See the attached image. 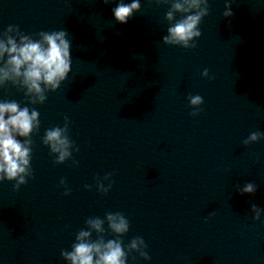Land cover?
Segmentation results:
<instances>
[{"label": "clouds", "instance_id": "1", "mask_svg": "<svg viewBox=\"0 0 264 264\" xmlns=\"http://www.w3.org/2000/svg\"><path fill=\"white\" fill-rule=\"evenodd\" d=\"M110 3L111 0H104ZM156 5L166 4L168 10L164 19L168 22L167 35L162 37L163 44L180 46L184 49H194L195 43L202 33L200 24L209 14L208 0H152ZM141 11L140 0H119L112 9L114 19L120 24H126L129 19ZM224 18L233 16L231 2L225 3L222 13ZM179 16V18H177ZM71 41L67 31H40L33 35L25 34L19 25H8L0 33V88L8 85L23 91L27 104L22 106L16 100H0V182H14V190H19L29 178L33 177L31 160L33 154L32 135L38 133L41 127L40 113L35 107L47 100L49 92L57 91L71 72ZM209 77L208 69L201 73ZM189 106L193 109L192 116L201 111L203 98L200 95H189ZM70 121L65 117L63 126H54L45 130L42 143L48 147L55 159V165L72 160V165H78L73 159V152L79 147L70 139ZM264 139V132L253 131L242 141L243 146ZM114 173H107L102 179H97L96 189L101 194H107L114 181ZM104 181H107L105 186ZM60 186L65 189L64 195H70L64 179ZM91 190L92 185H85ZM236 190L241 194L252 195L257 186L248 182ZM254 220H260L264 209L251 204ZM85 228L75 234V242L71 251L61 250V257L70 264H127L133 253L144 260H150L147 244L142 237H134L125 245L123 237L130 230L129 219L121 212H106L103 218L88 217ZM105 223L107 228H105ZM95 233L96 238L93 239ZM107 235L114 238L106 239ZM135 259V257H133Z\"/></svg>", "mask_w": 264, "mask_h": 264}]
</instances>
